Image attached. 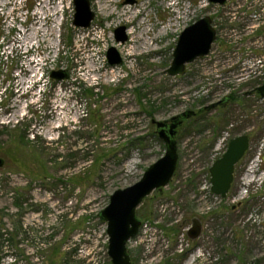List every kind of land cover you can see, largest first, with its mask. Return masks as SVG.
I'll return each instance as SVG.
<instances>
[{
	"label": "rangeland",
	"instance_id": "obj_1",
	"mask_svg": "<svg viewBox=\"0 0 264 264\" xmlns=\"http://www.w3.org/2000/svg\"><path fill=\"white\" fill-rule=\"evenodd\" d=\"M89 1L95 19L78 28L74 0H0V264H112L99 215L165 155L154 121L183 113L194 116L178 130L176 172L137 208L132 261L264 264V182L246 184L264 166V99L242 97L264 82V0ZM132 8L141 12L126 27ZM205 16L217 30L211 53L170 76L181 33ZM122 26L124 42L115 35ZM112 47L121 64H109ZM60 70L69 78L52 79ZM232 93L237 101L213 107ZM244 134L249 162L221 200L209 169ZM203 216L214 219L191 240L188 220Z\"/></svg>",
	"mask_w": 264,
	"mask_h": 264
},
{
	"label": "water",
	"instance_id": "obj_2",
	"mask_svg": "<svg viewBox=\"0 0 264 264\" xmlns=\"http://www.w3.org/2000/svg\"><path fill=\"white\" fill-rule=\"evenodd\" d=\"M228 0H209L210 3L224 6ZM132 2V0H127ZM75 14L73 25L78 28H89L95 19V13L91 10L89 0H74ZM116 39L124 42L127 37L125 27L115 30ZM217 38V30L213 26L210 16L199 19L181 33L173 52V61L167 69L170 76L182 75L186 71V65L198 58H204L212 49ZM110 65L122 63V58L115 48L107 52ZM51 78L65 80L69 73L64 70L53 71ZM257 93L264 98V84L257 88ZM190 113L177 115L170 120L154 121L156 132L166 145L165 155L152 164L143 177L132 186L115 191L109 205L100 213V218L107 222L109 236L108 254L112 264H134L128 252V243L138 235L142 221L137 216V208L146 197L155 190H161L172 180L178 165L177 134L182 126L180 118L189 116ZM250 145L247 135L233 138L222 155L210 169L211 190L217 196H227L233 183V173L237 163L243 158ZM5 164L0 158V168ZM199 220H194L187 235L191 240H197L201 236ZM257 264V263H248Z\"/></svg>",
	"mask_w": 264,
	"mask_h": 264
},
{
	"label": "flooded vegetation",
	"instance_id": "obj_3",
	"mask_svg": "<svg viewBox=\"0 0 264 264\" xmlns=\"http://www.w3.org/2000/svg\"><path fill=\"white\" fill-rule=\"evenodd\" d=\"M135 2V0H132V2L131 3H134ZM192 25V24H191ZM190 25V26H191ZM122 27H125V26H122ZM189 27V26H188ZM125 31H126V27H125ZM217 39V38H216ZM216 41V40H215ZM215 43V42H214ZM213 43V44H214ZM212 47H213V45H212ZM212 50V49H211ZM211 53V52H210ZM209 53V54H210ZM208 54V55H209ZM207 55V56H208ZM230 56V55H229ZM206 57V56H205ZM225 57V59L224 60H227V55L226 56H224ZM232 73V71H227L226 72V74L224 73V75H226V77H229V74H231ZM242 76H241V78L243 77H245L243 74H241ZM264 84V82L263 83H260V84H258L257 86H254L253 88H251L250 89V91H246L243 95H242V97H255V98H257V99H264V98H262V97H260L259 95H258V93H257V88L258 87H260V86H262ZM238 100V96L235 94V93H232V94H230V95H228L227 97H225L224 99H222L221 101H219V102H217L215 105H213V107H219V108H223L225 105H227L228 103H230L231 101H237ZM194 116V114H189V116H186L185 118H180V120L183 122L182 123V125L184 124V122L187 120V119H190V118H192ZM180 128V127H179ZM179 130V129H178ZM249 132V131H248ZM244 135H247L248 137H249V141H250V145H249V149H248V151H250V149L252 148V139H251V137H250V134H244ZM231 141V140H230ZM229 141V142H230ZM229 142H228V144H229ZM227 147H228V145H227ZM227 147H226V149H227ZM226 151V150H225ZM224 151V152H225ZM248 151L245 153V155L243 156V158L237 163V165L235 166V169H234V173H233V177H234V179H233V183H232V185H231V189H230V191H229V193H231V191L233 190V186H234V183L236 182V180H238V178H239V175H240V173H241V171L239 170L240 168H242V167H244L249 161H248V158H249V156H248ZM224 152L221 154V156L219 157V158H217L215 161H214V163L218 160V159H220L221 157H222V155L224 154ZM213 163V164H214ZM213 166V165H212ZM255 168L253 169V170H251V176L253 177L250 181H248L246 184H247V186H253V188H258V187H260L262 184H263V182H264V166H263V164H255V166H254ZM211 169V168H210ZM210 169H209V173H210ZM210 176H211V174H210ZM211 180V179H210ZM162 190V189H161ZM229 193L227 194V196L226 197H222V196H220L222 199L221 200H224V199H227L228 197H229ZM216 195V194H215ZM217 196V195H216ZM147 198V197H146ZM145 198V199H146ZM144 199V200H145ZM243 205V202H238L236 205L234 204V205H232L231 206V211H233V212H235V213H237V212H240V208H241V206ZM242 210V209H241ZM235 216V215H234ZM214 218H210L209 216H203V217H193L192 219H190V220H188L190 223H191V225H190V227L188 228V230L191 228V226H192V224H193V221L194 220H199L198 222L200 223V225H201V236L203 235V233L204 232H206L207 231V227L211 224L210 223V220H213ZM254 221H256V219L254 220ZM187 221H184V223H186ZM188 230H187V232H188ZM206 230V231H205ZM188 236V235H187ZM200 236V237H201ZM210 256V255H209ZM131 257V256H130ZM132 260V259H131ZM134 263V262H133ZM251 263H257V262H251ZM135 264V263H134ZM245 264H248V263H245ZM258 264V263H257Z\"/></svg>",
	"mask_w": 264,
	"mask_h": 264
},
{
	"label": "bare ground",
	"instance_id": "obj_4",
	"mask_svg": "<svg viewBox=\"0 0 264 264\" xmlns=\"http://www.w3.org/2000/svg\"><path fill=\"white\" fill-rule=\"evenodd\" d=\"M114 1V0H113ZM99 3H101L99 1ZM100 8L101 10H103V5H100ZM139 8H132V9H128L126 11L123 12L122 16H123V24L126 26V27H132L133 26V23H134V15L135 14H138L140 13L141 11H138ZM115 13H117L116 11L112 10V9H109V16L111 15H114ZM182 15L185 16V12L182 13ZM180 19V17L178 18L177 17V21ZM172 26L171 23L168 24V26L166 28H164V30H166L168 27ZM127 33L131 36L132 40H131V44H133V41L135 40L134 36H135V32L132 30V29H129L127 31ZM142 34H144V32H142ZM144 45H147V43H145ZM135 51V47L131 48L130 50H128V52H130L129 54L131 53H134Z\"/></svg>",
	"mask_w": 264,
	"mask_h": 264
},
{
	"label": "trees",
	"instance_id": "obj_5",
	"mask_svg": "<svg viewBox=\"0 0 264 264\" xmlns=\"http://www.w3.org/2000/svg\"><path fill=\"white\" fill-rule=\"evenodd\" d=\"M17 136H18V140L19 141H21L22 143H25V138H26V134L25 133H23V132H20V134H17ZM13 139L11 138V136L9 137V141L11 142ZM0 146H4V145H2V144H0ZM10 150V149H9ZM18 158H20V157H22V153L21 152H18V156H17ZM23 158V157H22ZM11 159H14V158H11ZM16 160H18L17 158H16ZM26 162V161H25Z\"/></svg>",
	"mask_w": 264,
	"mask_h": 264
}]
</instances>
